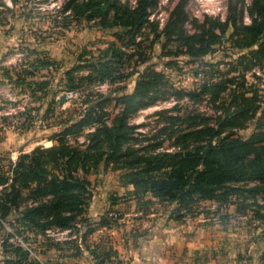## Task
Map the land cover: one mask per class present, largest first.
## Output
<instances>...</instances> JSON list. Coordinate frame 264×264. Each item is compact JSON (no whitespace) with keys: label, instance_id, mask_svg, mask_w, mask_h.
<instances>
[{"label":"trees","instance_id":"16d2710c","mask_svg":"<svg viewBox=\"0 0 264 264\" xmlns=\"http://www.w3.org/2000/svg\"><path fill=\"white\" fill-rule=\"evenodd\" d=\"M243 2L230 0L225 22L206 16L191 33L186 29L188 15L181 4L160 30L158 22L149 20L158 0H136L135 6L128 0L67 1L64 13L71 12L106 31L118 29L110 34L112 40L105 50L97 49L104 52V59L92 61L87 57L94 52L83 53V61L73 70L87 69V75L66 73L68 92L84 97L85 89H91L94 82L115 85L133 76L137 81L131 94L115 100L120 110L111 120L107 109L111 99H82L80 117L67 118L60 125V131L49 140L53 146H37L15 162L0 158V222L23 210L21 221L42 232L54 228L73 231L81 224L89 228L85 238L95 232L94 223L85 219L92 198L90 175L101 166L105 170L111 166L128 169L124 177L134 189V199L150 195L176 205L172 214L179 219L198 201H264V101L246 80L247 74L264 69V0H252L250 25L243 22ZM147 31L155 36L153 42L164 37L176 45L175 52L167 51L168 57L186 56L196 63L222 52L230 60V68L223 73L226 79L205 83L200 91L185 92L170 86L165 74L151 67L141 70L150 49L144 45ZM226 95L228 103L220 104ZM206 96L214 106L220 104L215 117L181 114L177 109L172 115L163 112L165 125L151 137L138 133L139 127L131 123L140 111L158 102L199 101ZM250 126H254L250 137L239 136L238 131ZM87 131V139L80 143V136ZM142 137L146 138L145 146ZM247 207L242 204L239 210ZM99 223L102 227L112 225L106 216ZM10 246L22 264L29 251L20 245ZM3 250L6 253L9 248ZM90 254L102 263L113 264L119 258L111 248L104 257L94 250Z\"/></svg>","mask_w":264,"mask_h":264},{"label":"rangeland","instance_id":"374dc122","mask_svg":"<svg viewBox=\"0 0 264 264\" xmlns=\"http://www.w3.org/2000/svg\"><path fill=\"white\" fill-rule=\"evenodd\" d=\"M67 1L69 0H0V137H3V130L17 133L14 138L16 146L17 140L20 145L31 144L30 148L53 146L48 142L60 131V125L67 118L80 117L83 111L82 99H111L113 102L107 106L112 115L111 120L120 110L115 100L131 94L135 87L136 76L115 85L94 82L91 89H85L84 97L77 93L76 99L63 107L58 105L59 98L70 90L66 73L78 67L86 50L94 52V56H88L87 59H104V52L97 49L105 50L108 47L106 43L112 40L110 34L118 30L106 31L95 26L96 24L75 18L71 12L64 13ZM128 1L130 6H135L136 0ZM160 1L150 10L154 15L153 22L161 24L164 21V26H159L160 30L165 27L172 10L181 4L188 15L186 29L193 33L206 16L220 20L226 18L230 0H169L161 9ZM251 3L252 0H244L243 12L246 8L249 12ZM143 38L144 45L150 46V49L147 62L140 69L151 67L165 74L169 85L178 90L200 91L205 83L226 79L223 73L230 68V60L224 58L222 52L194 63L186 56H165L167 51L175 52L176 45L169 44L164 37L153 42L155 36L147 31ZM164 46L167 48L163 50ZM229 53H233L232 50ZM99 61L103 63L104 60ZM82 71H74V74L77 77L88 74L87 69ZM246 80L259 91L261 100L264 101V69L247 74ZM208 97L199 101L186 99L180 103L174 99L158 102L140 111L131 123L139 127L138 133L151 137L165 125V114L161 115L163 112L172 115L177 112L174 109H177L182 111L181 114L191 112L215 117L216 106L229 101L226 95L220 104L214 106ZM12 110L28 116V122L22 128H13L8 123ZM108 123L111 124L110 121ZM253 130L254 126H250L247 130L238 131V134L248 138ZM88 132L80 136V143L85 142ZM142 138L145 146L146 138ZM167 146L169 144L165 147ZM3 157L10 158V155ZM128 172V169L116 166L107 170L101 166L99 171L90 175L91 183L95 185L92 195L98 193L99 197H105L117 205L111 211L117 216L112 219L111 225L115 230L130 227L136 221L143 227L140 232L137 230L131 234L128 232L130 228L124 227L117 236L118 240L121 238L134 248H139L159 230L174 229L187 237L200 229L205 231V237L210 241L204 248L191 250L188 247H178L172 239L165 238L161 249L154 256H150L152 248L141 247L142 264H264V201L261 198L257 199L256 204L253 200L245 202L235 198L221 203L198 201L190 211H184L182 219H179L172 214L176 205L154 199L150 195L139 201L134 199V189L124 177ZM242 204L248 207L241 212L239 209ZM25 207L27 206L23 209ZM103 208L108 211L107 207ZM22 212H15L7 220L0 222V264H18L22 259L10 249V244L31 249L22 264H111V261L102 263L103 260L98 261V258L95 262V259L90 258L91 250L98 251L103 256L110 248L113 249L111 244L100 243L103 238L108 240L110 234L90 233L84 238V233L89 228L81 224L71 232L55 228L42 232L22 222ZM255 213H259L258 217ZM91 223L94 222L91 220ZM91 235L93 236L90 237ZM3 247H8L9 250L4 253ZM119 263L130 264L129 261Z\"/></svg>","mask_w":264,"mask_h":264},{"label":"crops","instance_id":"0c3cea01","mask_svg":"<svg viewBox=\"0 0 264 264\" xmlns=\"http://www.w3.org/2000/svg\"><path fill=\"white\" fill-rule=\"evenodd\" d=\"M16 135H17V133H15V132H10V131L4 132V130H3V137L0 141V157H3L6 154H9L11 159L16 160V159H18V157L21 154L30 153L32 150H34L36 148L35 146L30 148L29 145H31V144L25 145V146L20 145V142H18V140L16 141L17 142V146H16L15 145V139H14ZM17 139H18V137H17ZM37 144H39V143H37ZM48 144L52 145L53 143H52V141H49ZM94 186L95 185H92V189L94 188ZM92 189H91V193L93 192ZM104 206L107 207V210H108L107 212H106V209L103 208ZM116 208H117V205H114V203L111 200H106L105 197H99L98 193L97 194L94 193V195H92V199L89 202V205L86 209L85 218H88V219L92 218V219H90V221L92 220V222H94V224L92 225V228H95V232L93 235H95L96 233L110 234L109 235L110 238L108 240H105V238H103L104 240H100V243L111 244L113 250L118 252L119 258L117 259V262L118 261H129L130 264H142L143 260L141 258H143V255H142L143 253H141V250H142L141 247L146 246L147 248H152V251H150L151 252L150 256H154L157 253V251L161 249L162 242L165 238L166 239H168V238L172 239V241L177 243L178 247H182V248L188 247L191 250H199L201 248H204L206 245H208L210 243L209 239H206V237H205V234H204L205 231L204 230L199 229L195 232L193 231L192 234H190L189 236L186 237V236L182 235L180 231L178 232V231H175L174 229H172L169 231L159 230L152 235V237L149 241L145 240L144 245H141L139 248H134L127 241L126 242L124 240L122 241L121 238L118 240L117 236H119L120 231L124 230L123 229L124 227L130 228V230L128 231L130 234H131V232L136 233L137 230H138V232H140V229L143 227L137 221H136V224H134V222H133L134 225H132L130 227L124 226V227L117 229V230H115L116 228L113 226H109V227L100 226V224H101V223H99L100 219L104 216L107 217L108 212H111V211L115 210ZM88 211H89V213H87ZM139 215H142V213H139ZM153 216L154 215H151V217H153ZM109 221L112 223L113 220L109 219ZM139 222H140V220H139ZM62 232H65V231H62ZM84 232L85 231H83V233ZM93 235H91L90 237H92ZM113 236H115V237H113ZM111 240H113V241H111ZM90 258H93V257L90 255ZM116 263L113 262V264H116ZM92 264H95V263H92Z\"/></svg>","mask_w":264,"mask_h":264},{"label":"built area","instance_id":"2783aa9c","mask_svg":"<svg viewBox=\"0 0 264 264\" xmlns=\"http://www.w3.org/2000/svg\"><path fill=\"white\" fill-rule=\"evenodd\" d=\"M169 0H161L159 2V7L161 9L162 5H165ZM134 4L136 5V1H134ZM153 13L151 14L149 20L151 22H153ZM222 22L226 21V18H222L221 19ZM243 22L245 25H250L252 23V19L249 15L248 9L246 8L243 12ZM159 26L163 27L164 26V21L161 22V24H159ZM66 97H67V103L69 101H72L74 99H76L77 97V93L76 92H66ZM60 99V98H59ZM59 102V100H58ZM62 106V105H61ZM64 106V105H63ZM62 106V107H63ZM28 122V116L26 114H22L21 112L18 113V111L16 110H12L11 113H9V117H8V123L13 127V128H22V126L26 125ZM107 217L109 219H116V214L113 212L108 213ZM65 232H71L70 230L65 231ZM22 247V245H20ZM24 248V247H23ZM26 250V249H25ZM31 249L27 250L31 253L30 251Z\"/></svg>","mask_w":264,"mask_h":264},{"label":"water","instance_id":"95a60500","mask_svg":"<svg viewBox=\"0 0 264 264\" xmlns=\"http://www.w3.org/2000/svg\"><path fill=\"white\" fill-rule=\"evenodd\" d=\"M67 103V97H66V94H63L60 99H59V104L60 105H65Z\"/></svg>","mask_w":264,"mask_h":264}]
</instances>
